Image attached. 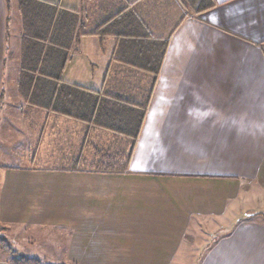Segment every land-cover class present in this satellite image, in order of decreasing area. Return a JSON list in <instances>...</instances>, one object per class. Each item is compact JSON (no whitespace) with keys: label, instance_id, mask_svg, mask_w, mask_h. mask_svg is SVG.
Listing matches in <instances>:
<instances>
[{"label":"crops","instance_id":"obj_1","mask_svg":"<svg viewBox=\"0 0 264 264\" xmlns=\"http://www.w3.org/2000/svg\"><path fill=\"white\" fill-rule=\"evenodd\" d=\"M11 1L0 0L4 230L51 226L61 241L53 257L76 264L173 263L179 249L182 263L264 264V222L250 215L264 207V0H212L200 13L184 0H42L66 18L62 82L122 99L136 121L121 131L78 117L80 106L58 108L55 95L44 107L7 93ZM16 29L21 45L22 18ZM19 70L10 73L17 90ZM97 149L130 154L127 170L86 169ZM170 181L214 183L226 199L220 207L192 191L187 206L199 215L189 216L228 215L212 229L226 233L198 254L191 223L174 220L169 237L156 217L181 216V195L157 187Z\"/></svg>","mask_w":264,"mask_h":264},{"label":"trees","instance_id":"obj_2","mask_svg":"<svg viewBox=\"0 0 264 264\" xmlns=\"http://www.w3.org/2000/svg\"><path fill=\"white\" fill-rule=\"evenodd\" d=\"M184 1L197 13L215 5L212 0ZM18 6L23 32L19 93L32 103L44 107L53 103L47 99V96L55 95L58 97L54 102L55 105L68 104L76 110L80 106L85 109L86 114L81 111L78 117L120 131L123 130L121 126L134 124L136 118H133L131 109L125 107L122 99L114 101L100 99L95 90L62 82L60 74L64 53L61 34L66 26L63 10H57L42 0H19ZM48 78H54L58 82L54 85ZM97 108H100L101 113L95 114ZM114 120H118L119 124ZM130 157V154H112L97 149L95 158L87 163L86 169L101 173H123L129 166ZM0 251L11 254L8 264H49L38 257L16 255V250L5 236L0 237Z\"/></svg>","mask_w":264,"mask_h":264},{"label":"rangeland","instance_id":"obj_3","mask_svg":"<svg viewBox=\"0 0 264 264\" xmlns=\"http://www.w3.org/2000/svg\"><path fill=\"white\" fill-rule=\"evenodd\" d=\"M12 4V11H11V16H12V22L10 23L11 29L9 32V39H8V55H7V70H6V78L4 81V88L7 91L8 94L12 93V92H18V95L20 94L19 91L14 88V79L11 77V70L13 71V68L15 67H21V49H20V32L21 29H16L17 25H21V17H20V13L17 11V7L19 4V0H12L11 1ZM19 21V23H18ZM7 94V95H8ZM21 95V94H20ZM131 125H133L131 123ZM125 127L127 128L128 126L125 125ZM156 184H154V186L156 187ZM163 188L160 187V184L157 185V187L159 189H164L165 193L169 192V191H177L178 194H180V206H181V216L179 217V214L175 217L174 214H168L165 215V217L163 215H161V217L156 216L159 219V223L162 224V226H164L165 230L163 232L164 235H169L172 236L171 233H173L174 231L168 226L173 225L174 226V220L178 219L179 223L177 225H175L174 227L176 229L178 228H182V222H183V226H186V223H191L190 225V230L188 232V234L190 233V236L195 237V241L199 244V248H197L198 252L203 251L202 249H204L201 244H208L211 243L213 240L217 239L220 235L225 234L227 230H222V231H212L213 228H215V225L218 224L219 222L221 223H225L228 221L227 217L228 215L225 216H221L219 217V220L217 219V216L215 217V219H213L214 216H210L208 217V220L205 219V216L202 217H197L199 214H196V212H189L190 209L187 206V203L191 202V198L190 196L193 194V192H195L194 190L198 191H203L200 192L203 195H205L208 200L211 201H216L219 206L221 207V205L223 204L224 201H226V199H223V195L222 191L219 188H217L215 186L214 183H197V182H176V181H170V182H166V184H162ZM220 189V190H219ZM227 189L229 190V187H227ZM226 189V190H227ZM244 189V188H243ZM193 191V192H192ZM249 193V192H248ZM199 194H197L196 196H198ZM195 196V193H194ZM195 196V197H196ZM248 196V195H247ZM247 203L245 204L246 207L250 208V209H258V207H256L257 205H260V201L256 200L255 198H251L249 199V196L247 197ZM139 200H144L142 201V203H145V207L147 206L146 200L144 198H138ZM168 200H170L169 198H167ZM216 199V200H214ZM236 201L239 200V197L235 196ZM128 201H131L133 203L139 202V201H135V200H131L129 199ZM264 204V202H263ZM150 206V204H149ZM149 209V207H146ZM243 207L241 206L239 209L240 211H243L242 209ZM232 209H235V206L232 207ZM261 210H256L255 216L253 215V212H250V215H252V217L259 219L260 221L264 222V207L259 208ZM198 212V211H197ZM234 212V211H233ZM196 214L194 217L189 216V214ZM249 214V213H248ZM33 218V216H28ZM182 219V221L180 222V220ZM16 223L12 224V229H7L6 231L4 230L5 228L3 227V223L0 222V237L5 236L9 239L10 243L12 244L13 248L16 250V255H27V256H31V257H45L46 259H48L47 263L49 264H76L70 260H62L61 257H53L54 254L53 252H56L57 250V242H61L58 239H56L54 236H56V232L55 230H52L53 227H48V230H44V227H41V225H36V226H32L30 224L25 225V229H22V231L20 230H15L16 227ZM200 225V226H199ZM20 226H24V225H20ZM199 227V229H197ZM18 227H16L17 229ZM39 228V229H38ZM200 228L202 230H200ZM30 229V230H28ZM52 230V231H51ZM20 231V232H19ZM51 231V232H50ZM23 234V237L21 238L19 234ZM31 234H35L37 241L35 243H31V241H28V236H30ZM171 234V235H170ZM49 235V237H48ZM179 236V234H174ZM25 236V237H24ZM55 238V239H54ZM17 239V240H16ZM60 239V237H59ZM54 243H53V242ZM58 243V244H59ZM60 246V245H59ZM61 248V247H60ZM185 250V249H184ZM184 250L179 249L178 253L176 254V257L173 261V263H169V262H165L167 257H165L164 255H160L162 256V258L160 257H156V259L159 260H151L150 263H142V262H137L136 263H129V264H198L195 261H192L190 263L187 262H181L183 255H184ZM197 254L194 256L193 260H195L197 258ZM192 254H189V256H191ZM11 256V254L5 253L3 251H0V259L3 258H9ZM56 256H61V255H56ZM154 258V257H152ZM50 259V260H49ZM162 259V260H161ZM141 260V259H139Z\"/></svg>","mask_w":264,"mask_h":264}]
</instances>
